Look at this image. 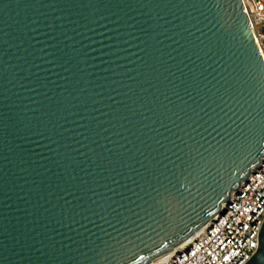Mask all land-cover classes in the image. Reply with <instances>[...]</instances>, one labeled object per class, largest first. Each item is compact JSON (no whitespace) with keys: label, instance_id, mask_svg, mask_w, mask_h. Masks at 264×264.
I'll use <instances>...</instances> for the list:
<instances>
[{"label":"water","instance_id":"water-1","mask_svg":"<svg viewBox=\"0 0 264 264\" xmlns=\"http://www.w3.org/2000/svg\"><path fill=\"white\" fill-rule=\"evenodd\" d=\"M260 51L242 0H0V264H151L225 213Z\"/></svg>","mask_w":264,"mask_h":264},{"label":"built area","instance_id":"built-area-1","mask_svg":"<svg viewBox=\"0 0 264 264\" xmlns=\"http://www.w3.org/2000/svg\"><path fill=\"white\" fill-rule=\"evenodd\" d=\"M264 57V0H242ZM173 252L152 264H245L256 252L264 223V155L229 201Z\"/></svg>","mask_w":264,"mask_h":264},{"label":"bare ground","instance_id":"bare-ground-1","mask_svg":"<svg viewBox=\"0 0 264 264\" xmlns=\"http://www.w3.org/2000/svg\"><path fill=\"white\" fill-rule=\"evenodd\" d=\"M177 247H175V248H172L173 250L172 251H170V252H173L175 249H176ZM170 252H168V253H170ZM168 253H166V254H164V255H162L161 257H159L157 260H155L154 262H156V261H159V260H161V259H163ZM152 263H153V260L151 261ZM151 263V264H152Z\"/></svg>","mask_w":264,"mask_h":264}]
</instances>
